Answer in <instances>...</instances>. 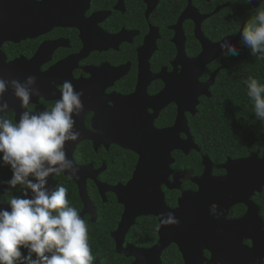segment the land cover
<instances>
[{"label": "flooded vegetation", "instance_id": "af4514ba", "mask_svg": "<svg viewBox=\"0 0 264 264\" xmlns=\"http://www.w3.org/2000/svg\"><path fill=\"white\" fill-rule=\"evenodd\" d=\"M46 1L48 11L43 12L44 26L40 35L35 36L29 31L31 17L26 12L16 19L23 23L17 31L16 41L0 44V77L23 81L28 75L36 76L40 95L31 99L27 109L34 112L53 105L60 98L65 81L72 82L76 91H83L84 108L75 117V128L80 136L77 141L66 145L69 159L78 167L77 177L53 175L49 184L53 187L63 185L68 189L69 202L78 209L88 226L89 244L95 258L93 264H134L136 258L126 256L125 251L151 250L161 240L162 232V240L171 243L160 254L161 264H185L181 245H187L196 253L197 263L211 260L208 248L216 246V251L224 252L234 246L237 237H240V247L252 248L250 237L264 231V187L260 192L242 189L231 162L245 158L219 161L203 154L195 141L196 124L202 118V104L211 97L212 86L208 89L209 97L200 96L194 108V74L188 64L202 53V42L195 38L193 22L186 19L178 23L187 1L152 0L151 9L144 0ZM191 2L200 16L213 19L216 16L214 20L220 25L209 18L203 21L199 28L202 40L218 44L226 36L236 48L240 47L243 25L234 31L233 26L228 28L226 25L227 20L221 11L212 16L218 5L212 4L211 11V2L203 0L199 5ZM224 55L220 54L204 68L197 79L199 85L206 84L212 75L216 80L222 67L215 66ZM10 65L14 66L3 71V66ZM164 91L169 92V97L157 99ZM5 98L9 110L4 115L18 120L20 112L25 109L11 90ZM191 110L194 114L190 113ZM177 121L176 141L190 139L196 148H188L187 154L179 150L170 152L173 163L167 186L161 185L160 192L166 207L176 210L185 194L199 191L196 182L207 172L202 182L203 190L208 193V202L204 206L203 203L190 202L192 208L198 210H192L190 214L198 212L197 216H203L202 221L207 223L208 220L215 225V241L211 243L205 237L203 241L189 240L179 235L180 225H188V219H178V224L162 222L161 225L156 217L142 216L136 218L123 235L121 254H117L113 235L125 212L118 194L120 188L130 182L140 158L138 153L123 146H142L140 152L146 151L149 143H155L157 147L154 141L157 133L172 130ZM173 136L170 134L158 144L171 148ZM195 154L199 159L197 163ZM7 171L5 167L3 173L0 172V180H6ZM230 175L237 181H232ZM82 191L88 204L81 199ZM14 195H22L19 186L11 191L5 202L0 203V207L7 206ZM213 203L218 205L219 218L210 215ZM244 219L251 224L245 230L236 224ZM168 225L172 226L171 231ZM139 230L142 236L134 237ZM137 239L141 242H136ZM111 245L112 254L104 253Z\"/></svg>", "mask_w": 264, "mask_h": 264}, {"label": "clouds", "instance_id": "9594fccd", "mask_svg": "<svg viewBox=\"0 0 264 264\" xmlns=\"http://www.w3.org/2000/svg\"><path fill=\"white\" fill-rule=\"evenodd\" d=\"M243 2L252 7L260 5H253V0ZM218 6L216 10L223 12L231 4ZM241 36L250 55L264 60V10H255L244 22ZM225 37L218 42L223 53L238 55ZM244 83L255 118L264 124V84L252 76ZM9 90L25 109L15 121L4 115L9 110L5 98ZM39 95L34 75L23 81L0 77V167L6 166L11 172L9 179L0 180V186L6 185L8 192L17 186L22 189V195L12 196L7 207H0V264H93L88 226L69 202L68 189L49 184L53 175L77 177L78 167L69 159L66 145L80 136L75 117L84 108L83 91H76L72 82L65 81L60 98L48 109L27 110L31 99ZM209 212L219 218L217 204L213 203ZM160 215L164 224L179 223L172 212ZM259 264H264V258Z\"/></svg>", "mask_w": 264, "mask_h": 264}, {"label": "water", "instance_id": "95a60500", "mask_svg": "<svg viewBox=\"0 0 264 264\" xmlns=\"http://www.w3.org/2000/svg\"><path fill=\"white\" fill-rule=\"evenodd\" d=\"M144 1L148 4L149 9L153 7L154 2L150 3L152 0ZM186 1V10L179 18L178 23H181L186 19L193 22L195 26V38L202 42V53L194 60L189 61L188 64L189 69L194 74V84L192 91L194 92L193 102L195 108L197 106V99L200 96L209 97L208 89L213 85L215 75H212L209 81L204 85H199L197 83V79L209 63L218 58L220 54H223V50L220 48L219 43L209 44L202 40L199 28L201 23L207 20L209 17L200 16L198 12L192 8V0ZM255 1L256 0H253V5H255ZM263 2L264 0L259 2V4ZM7 3H9L10 5H7ZM46 5V0H41V2L39 3H36L32 0H0V44L5 41H16L15 37L18 35L17 31L19 28H21L20 26L23 25L22 22H17L16 19H20L22 13L26 12H29V16L31 17V22L28 25L29 31H33L35 36L40 35L42 33L41 27L44 26V23H42L43 12L48 11V9H45ZM217 12L218 11H216L215 13ZM237 50L240 49L237 48ZM14 65L6 67L3 66V71L8 69L10 70V68ZM168 93L169 92L164 91L162 95H159L157 99H165L169 97ZM166 104L162 105V107H165ZM179 109L180 107L178 104V116L179 118H181ZM190 113L194 114L193 110H191ZM178 123L179 121H177L175 127L172 130L157 133V136L154 139V141H156L157 147L155 143H149L146 147L147 150L140 152L139 149L142 146L135 147L131 146V144H129L128 146H123V148L126 150L138 153L140 155V158L130 182L125 188H120V193L118 194L119 201L125 205V212L122 218V222L119 225V229L113 235L114 239L116 238L115 241L117 254H121V239H123V235L129 229V227L134 224V220L136 218L142 216L156 217L162 225L163 221L160 214L166 212L174 213L176 218L180 220H189L188 225H180L179 235L185 238L188 237L189 240L196 239L197 241H203L205 237L206 241H209V239L211 243L215 241L214 236H216L217 234L215 225L210 223L208 220L207 223L202 221L201 219L203 218V216H197L198 212L195 215L190 214L191 212H193L192 210H194V212L198 211L197 209L192 208L190 202H193L194 204L203 203V206L208 202V193L203 190L202 182L203 177L208 174L207 172H205V175L199 182H196V184L199 186V191L192 195L185 194L182 200H179L178 208L176 210L171 211L166 207L163 195L160 192V186H167L168 177L170 175V165L173 163L172 159L170 158V152L173 150H179L186 153L188 148H196V146L190 139L186 140L185 142H181L178 140L176 141L175 130ZM170 134H173L175 136V138L173 136L174 145H172V147L169 149L162 144H160L162 145V147H160V145L158 144L159 140L161 141L162 139V141H165L166 137L170 136ZM231 164L233 170H235L234 172H236L235 174H237L238 176H236L237 180L242 184V189L257 190L258 192H260L261 188L264 187V151L262 152L261 157H258V154L255 153L251 154L248 158L233 161L231 162ZM82 171L84 170L82 169ZM230 177L232 176L230 175L229 178ZM237 180L233 178L232 181ZM149 189L152 190L149 192ZM81 199L84 203L88 204L86 194H84L83 191L81 194ZM236 224L240 229L243 230L251 227V224H247L246 219L236 222ZM168 228H170L171 231L172 226L168 225ZM168 234L171 235L172 233L168 232ZM160 235L161 240L151 250L143 251L129 249V252L125 251V255L132 258L135 257L136 262L134 264H161L160 254L166 248V246L171 243V241L162 240L163 232ZM250 240H252L253 242V247L249 249L239 246L240 237L236 238L233 247L224 249V252L223 250L216 251L214 249L216 248V246L208 248L207 250L211 254V260L205 263H197L196 253L194 254L187 245H181L179 248L185 264H259L260 259L264 258V231L253 234V236L250 237ZM199 252L200 251H198V253ZM257 257L259 259L258 262H256Z\"/></svg>", "mask_w": 264, "mask_h": 264}, {"label": "trees", "instance_id": "16d2710c", "mask_svg": "<svg viewBox=\"0 0 264 264\" xmlns=\"http://www.w3.org/2000/svg\"><path fill=\"white\" fill-rule=\"evenodd\" d=\"M193 2L194 5H199L203 0ZM226 2H230L231 7L221 14L224 20H227L228 28L233 26L234 31L238 30L255 10H264V3L252 7L251 3H244L243 0H216L214 4ZM178 8L180 9V6ZM213 8L211 3L209 10L213 11ZM201 10L204 9L201 7ZM214 19L211 17L209 21L215 22ZM215 24L220 27L219 23ZM217 62L218 65L215 67L222 69L216 80L214 79L211 97L202 104L200 112L202 118L196 124L195 141L203 150V154H208L219 161L226 158H246L255 153L260 155L264 151V124L255 118L253 104L246 94L244 81L252 76L264 84V60L251 56L250 49L242 43L238 55L225 54ZM198 160L195 154V163ZM5 167L2 166L1 173ZM4 177L6 180L11 177L9 168ZM6 187L0 186V203L5 202L11 194L5 191ZM138 226L141 227L139 224ZM136 235L141 237V230L136 231L134 237ZM135 241L141 242V239ZM109 248H105L104 253L112 254V245Z\"/></svg>", "mask_w": 264, "mask_h": 264}, {"label": "rangeland", "instance_id": "374dc122", "mask_svg": "<svg viewBox=\"0 0 264 264\" xmlns=\"http://www.w3.org/2000/svg\"><path fill=\"white\" fill-rule=\"evenodd\" d=\"M262 0H256L255 1V5H258L259 4V2H261Z\"/></svg>", "mask_w": 264, "mask_h": 264}]
</instances>
